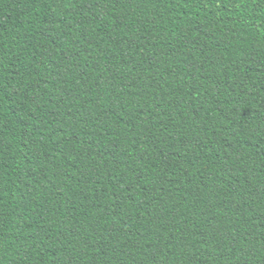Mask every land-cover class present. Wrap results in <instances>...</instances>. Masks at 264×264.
Returning a JSON list of instances; mask_svg holds the SVG:
<instances>
[{
	"label": "trees",
	"instance_id": "obj_1",
	"mask_svg": "<svg viewBox=\"0 0 264 264\" xmlns=\"http://www.w3.org/2000/svg\"><path fill=\"white\" fill-rule=\"evenodd\" d=\"M0 264H264V0H0Z\"/></svg>",
	"mask_w": 264,
	"mask_h": 264
}]
</instances>
